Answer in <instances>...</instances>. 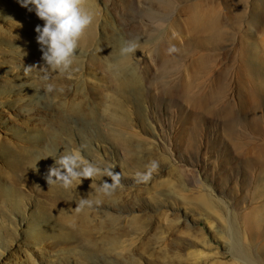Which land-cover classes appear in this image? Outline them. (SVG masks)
<instances>
[{
  "label": "rangeland",
  "instance_id": "rangeland-1",
  "mask_svg": "<svg viewBox=\"0 0 264 264\" xmlns=\"http://www.w3.org/2000/svg\"><path fill=\"white\" fill-rule=\"evenodd\" d=\"M85 6L87 42L49 93L23 71L44 65V22L0 0V264H264V0ZM126 41L138 47L122 57ZM80 145L123 187L49 186L53 158ZM19 153L37 179L13 187ZM89 193L99 203L74 212Z\"/></svg>",
  "mask_w": 264,
  "mask_h": 264
},
{
  "label": "clouds",
  "instance_id": "clouds-1",
  "mask_svg": "<svg viewBox=\"0 0 264 264\" xmlns=\"http://www.w3.org/2000/svg\"><path fill=\"white\" fill-rule=\"evenodd\" d=\"M17 2L29 12L34 11L35 15L44 22L42 27L40 25L35 27L36 42L40 46L44 65L24 67V74L37 71L41 73L40 79L45 84L46 92H63V87L58 88L51 82L53 73L68 74L70 77L72 66L78 57L80 40L92 25L94 12L85 6L86 0H17ZM137 47L134 41H126L120 48V55L123 57L132 54ZM176 51L178 50L174 46L169 49V52ZM85 147L86 145H80L59 152L55 158L52 157L55 163L49 168L46 176L48 185H57L64 190H70L74 183L77 188L83 180L90 179L93 184L99 177L101 183L96 185L95 191L105 196L113 195L118 188L123 187L122 174L113 171L115 164L107 163L105 166H99L87 159L83 154ZM157 168L158 162L151 161L146 166V171L135 173V182L147 183ZM104 177L109 178L111 183L105 182L102 179ZM97 203L99 200L92 199L89 193L87 198H79L74 212L80 213Z\"/></svg>",
  "mask_w": 264,
  "mask_h": 264
},
{
  "label": "bare ground",
  "instance_id": "bare-ground-1",
  "mask_svg": "<svg viewBox=\"0 0 264 264\" xmlns=\"http://www.w3.org/2000/svg\"><path fill=\"white\" fill-rule=\"evenodd\" d=\"M86 42H87V40L84 41V40L81 39L80 40V45H85ZM126 66H127L126 64H121L119 67H115V68H117L118 73H119L117 76H120V77H117V80H119V81H124L125 80L126 73H127ZM125 85H127V84L125 83ZM19 156H20V160L18 161V168L14 167V166L12 167V169L14 171H16V173L15 172H12V171H8V173H9V179H10L13 187L14 186L17 187L18 186L17 183L20 182V181H24V179H28V181L30 180V178H32L33 181L35 179H37L31 173L32 171L35 170L34 167H35V165L37 163L36 164H33V160H31L32 158L29 159V161L28 160L26 161L27 155H25V154L19 153ZM19 173H21V175L18 177V174ZM34 183H35V181H34Z\"/></svg>",
  "mask_w": 264,
  "mask_h": 264
}]
</instances>
